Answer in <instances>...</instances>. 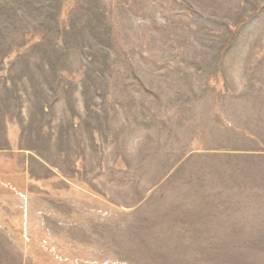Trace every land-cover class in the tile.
Segmentation results:
<instances>
[{"label": "rangeland", "instance_id": "374dc122", "mask_svg": "<svg viewBox=\"0 0 264 264\" xmlns=\"http://www.w3.org/2000/svg\"><path fill=\"white\" fill-rule=\"evenodd\" d=\"M0 264H264V0H0Z\"/></svg>", "mask_w": 264, "mask_h": 264}]
</instances>
